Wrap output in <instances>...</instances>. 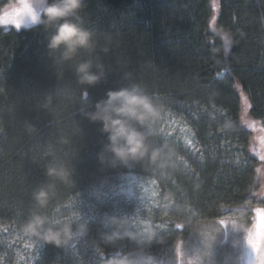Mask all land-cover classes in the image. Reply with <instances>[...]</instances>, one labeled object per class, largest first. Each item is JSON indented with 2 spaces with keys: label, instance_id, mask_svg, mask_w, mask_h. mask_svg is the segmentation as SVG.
Returning <instances> with one entry per match:
<instances>
[{
  "label": "trees",
  "instance_id": "16d2710c",
  "mask_svg": "<svg viewBox=\"0 0 264 264\" xmlns=\"http://www.w3.org/2000/svg\"><path fill=\"white\" fill-rule=\"evenodd\" d=\"M7 2L0 0V11ZM85 5L81 17L96 41L93 55L107 68L95 86L81 84L75 72L89 53L57 63L47 47L53 30L0 24V260L25 259L22 253L10 258L6 242L15 238L35 247L30 264H104L113 255L161 254L199 225L230 214L259 216L264 139L259 155L242 106L245 98L248 119L264 136V0ZM220 30L234 40L226 56L213 52L222 44ZM133 83L164 109L150 137L174 148L164 168L146 159L114 167L99 159L107 136L82 109L94 108L108 89ZM50 163L65 165L70 179L47 176ZM127 175L153 185L159 208L144 215L169 228L141 245L124 226L110 241L114 226L105 225L107 217L124 221L137 213L124 195L112 193ZM50 182L55 195L41 208L33 192ZM33 212L71 221L74 229L85 224L86 231L64 246L47 243L22 227Z\"/></svg>",
  "mask_w": 264,
  "mask_h": 264
},
{
  "label": "clouds",
  "instance_id": "9594fccd",
  "mask_svg": "<svg viewBox=\"0 0 264 264\" xmlns=\"http://www.w3.org/2000/svg\"><path fill=\"white\" fill-rule=\"evenodd\" d=\"M85 0H31L28 14L18 22L17 27L31 29L43 25L46 30H53L48 38L47 47L50 55L57 63H65L75 58L81 51L89 53L90 58L81 61L75 72L81 84L95 86L107 76V68L96 52V41L93 32L83 24L81 12L85 8ZM222 44L213 49L214 54L230 52L234 43L233 37L220 30ZM59 54V55H57ZM164 109L154 99L148 89L141 84L133 83L119 88H110L105 96L95 102L91 110L82 109L83 114L93 123L101 125V132L107 136L99 159L101 163L129 164L131 161L148 160L157 167L167 166L174 154L173 146L165 142L155 144L150 139L156 133V124L161 119ZM46 175L61 180H69L70 170L63 164L50 163ZM55 195V184L47 183L39 186L33 197L36 204L46 207ZM242 212L243 209H237ZM264 221V209L257 210ZM125 221L117 217H107L106 226H114L109 234L111 241L119 238V229ZM221 227L225 222H218ZM233 228H244L236 219L228 221ZM32 235L40 237L47 243L57 246L69 244L78 235L86 231L85 224L76 229L71 221L53 220L40 212H33L22 225ZM264 227V224H262ZM247 231V229H246ZM131 236V233H126ZM248 244L256 250L259 264H264V252L257 245L254 230L248 236ZM104 264H136L128 256L113 255Z\"/></svg>",
  "mask_w": 264,
  "mask_h": 264
},
{
  "label": "rangeland",
  "instance_id": "374dc122",
  "mask_svg": "<svg viewBox=\"0 0 264 264\" xmlns=\"http://www.w3.org/2000/svg\"><path fill=\"white\" fill-rule=\"evenodd\" d=\"M30 4L31 0H8L6 6L0 11V24L7 27L12 25L17 27L18 22L28 14ZM242 108V120L245 125L251 124L250 128H252L253 137L256 140L255 151L261 155L263 132L248 119L249 109L245 98ZM262 164L259 174L261 190L263 191V161ZM112 193L116 196L124 195L125 201L138 208L137 213L124 218L123 226L125 232L131 233V238L136 239L140 245L146 239L159 237L169 229L164 223L154 222L150 215L148 217L144 215L147 210L159 208L152 184L140 180L135 175H127L120 185H116L112 189ZM232 219L243 224L244 228H233L231 223H228ZM218 222H225V226L221 227ZM262 224L264 223L260 216L253 219L250 216L241 218L237 214H230L220 221L199 225L189 236L180 239L174 246L161 254L149 255L137 252L131 260L135 261L136 264H259L256 250L248 244V236L254 230L257 245L261 252H264L262 239L264 227L261 230ZM8 244L12 248L11 252L14 251V255H10V258L22 253L25 254V259L21 264H30L35 247L29 245L27 239L19 241V239L13 238L6 242V245ZM3 261L0 260V264H4Z\"/></svg>",
  "mask_w": 264,
  "mask_h": 264
},
{
  "label": "snow or ice",
  "instance_id": "6c2138e0",
  "mask_svg": "<svg viewBox=\"0 0 264 264\" xmlns=\"http://www.w3.org/2000/svg\"><path fill=\"white\" fill-rule=\"evenodd\" d=\"M179 229H181V230H182L183 228L181 227V228H179Z\"/></svg>",
  "mask_w": 264,
  "mask_h": 264
}]
</instances>
